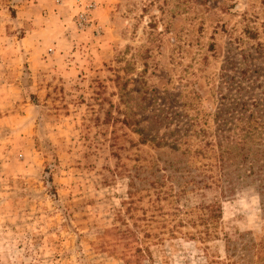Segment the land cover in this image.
Returning <instances> with one entry per match:
<instances>
[{
    "label": "rangeland",
    "instance_id": "374dc122",
    "mask_svg": "<svg viewBox=\"0 0 264 264\" xmlns=\"http://www.w3.org/2000/svg\"><path fill=\"white\" fill-rule=\"evenodd\" d=\"M257 43L264 0H0V264L243 256L259 175L194 150Z\"/></svg>",
    "mask_w": 264,
    "mask_h": 264
},
{
    "label": "trees",
    "instance_id": "16d2710c",
    "mask_svg": "<svg viewBox=\"0 0 264 264\" xmlns=\"http://www.w3.org/2000/svg\"><path fill=\"white\" fill-rule=\"evenodd\" d=\"M240 54L239 65L226 60L221 68V88L227 89L229 94H221L215 113L216 143L201 130L205 147L196 148L194 154L204 153L207 146H212L213 150L216 146L218 151L213 153L217 165H248L250 173L259 175L260 193L264 194V46L257 43ZM186 152H193V148L187 146ZM208 181L205 180L206 184ZM229 258L232 264H264V235L246 244L243 256L237 258L232 249Z\"/></svg>",
    "mask_w": 264,
    "mask_h": 264
}]
</instances>
